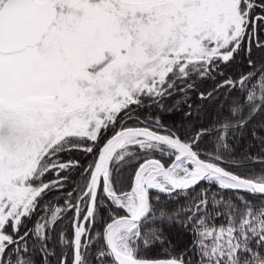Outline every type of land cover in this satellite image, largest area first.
<instances>
[{"label": "snow or ice", "instance_id": "obj_1", "mask_svg": "<svg viewBox=\"0 0 264 264\" xmlns=\"http://www.w3.org/2000/svg\"><path fill=\"white\" fill-rule=\"evenodd\" d=\"M261 115L264 0H0V264H264Z\"/></svg>", "mask_w": 264, "mask_h": 264}, {"label": "trees", "instance_id": "obj_2", "mask_svg": "<svg viewBox=\"0 0 264 264\" xmlns=\"http://www.w3.org/2000/svg\"><path fill=\"white\" fill-rule=\"evenodd\" d=\"M221 70L225 72L228 76L236 77L239 73L247 71L246 61L241 57H237L236 60L228 65L227 67L222 66ZM195 79V78H193ZM219 79V77H218ZM196 88L194 90H189L187 94V99L184 98L183 93H177L175 96L168 98L164 103V111L160 112L158 109H151L150 111H155L156 114L162 117L163 123L168 127H182L184 129L188 128L190 123L189 121L184 120V113L188 111V105H192L193 107V115L195 116V109L199 107L201 109L199 121H196L197 124H203L205 127H210L212 121L215 119L217 115V111L219 109V104H215L214 101L210 100L208 102H203L199 99L200 92H209L214 87V81L212 79L207 80H198L195 79ZM221 99H223V94H221ZM227 106H225V109ZM264 122V115L257 116L255 120L249 125V127L255 126L257 128L258 134L260 133L259 124ZM236 151L239 154L241 151L250 150L252 154H255L259 149V144L257 141H253L249 134L245 135L243 141L235 142ZM72 158H79L83 161V156L80 153H72V154H64L61 159L69 160ZM258 167V166H257ZM130 170H125L123 176L125 180L129 174ZM52 176L46 177V179H52ZM75 178V174H72V178H70L69 183H73ZM50 199H55V197H49ZM183 203V200H181ZM170 207H177L176 204L170 205ZM219 223V221H217ZM157 226L161 227L164 234L173 240L178 246H183L187 241V237L183 234V229L180 227L179 223H163L160 224L157 222ZM65 230H69V220L64 221ZM55 244V241L53 242ZM59 251V249H57ZM67 251V250H66ZM160 250L158 248H154L149 255H156ZM53 264H55V258H53Z\"/></svg>", "mask_w": 264, "mask_h": 264}]
</instances>
